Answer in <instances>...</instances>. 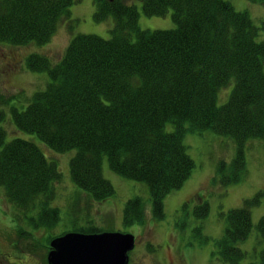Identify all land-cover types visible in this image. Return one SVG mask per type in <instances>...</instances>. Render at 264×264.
<instances>
[{"label":"trees","instance_id":"trees-1","mask_svg":"<svg viewBox=\"0 0 264 264\" xmlns=\"http://www.w3.org/2000/svg\"><path fill=\"white\" fill-rule=\"evenodd\" d=\"M76 1L0 0V44H47L58 25L69 22ZM138 1L147 17H163L171 10L176 28L142 31L129 0H92L93 21L112 20L109 39L77 35L55 65L42 55L26 58V68L45 73L48 83L23 110L11 109V123L40 145L20 138L6 143L0 128V189L20 235L50 232L59 222V211L50 203L61 176L56 161L49 162L40 147L57 154L75 151L71 180L96 203L114 194L102 176L105 157L112 173L148 187L154 217L160 219L165 196L180 189L194 169L183 145L186 132L210 130L234 142L232 168L219 172L229 183L242 176L233 166L244 169V144L264 143V25L254 27L247 13L236 12L224 0ZM231 81L229 99L218 107L217 94ZM252 202L226 215L218 246L223 264L244 258L236 246L252 231ZM207 211L202 203L193 215L201 219ZM122 220L126 226L145 223L140 199L124 205ZM257 231L264 239V217ZM99 232L92 226L72 230ZM47 237L48 245L55 236Z\"/></svg>","mask_w":264,"mask_h":264},{"label":"rangeland","instance_id":"rangeland-1","mask_svg":"<svg viewBox=\"0 0 264 264\" xmlns=\"http://www.w3.org/2000/svg\"><path fill=\"white\" fill-rule=\"evenodd\" d=\"M224 1L229 2L236 12L247 13L254 27L260 29L264 25V0L255 3L248 0ZM129 3L137 9L138 26L142 31H170L176 28L171 10L163 17H147L138 0H129ZM69 12V22L74 23L70 34L69 22L64 21L43 46L11 47L0 44V116H3L0 128L6 133V143L20 138L40 145L36 138L18 133L11 123V109L23 110L31 96L43 91L48 83L45 73H32L26 68V58L32 54L42 55L55 65L70 40L77 35L110 38L112 20L96 24L93 21L92 0L74 2ZM262 36L260 33L259 38ZM233 86L231 81L228 87L218 92V107L226 104ZM18 94L20 96L16 99L2 104ZM165 130L170 132L172 126L167 125ZM183 145L194 169L180 189L165 196L160 219L154 217L148 187L112 173L105 157L101 163L102 176L110 183L114 194L104 202L96 203L71 180L69 162L75 151L57 154L40 147L49 162L56 161L61 176L50 203V207L59 211V222L50 232L39 229L28 231L31 237L24 233L20 235L0 189V264H43L48 252L47 235L56 237L89 226L102 232L134 237L135 247L129 254V264H223L218 246L225 233L226 215L241 208L247 201H253L250 207L252 231L246 240L236 246L244 254L239 264H261L264 239L257 231V224L264 217V143L250 140L244 144V169L243 166L241 169L233 166L234 173L235 170L243 171L236 183H229L228 176L219 173L230 170L237 157V147L230 138L218 136L210 130L186 132ZM135 198L143 204L145 223L126 226L122 211L124 205ZM202 203L208 205V211L200 219L193 212Z\"/></svg>","mask_w":264,"mask_h":264},{"label":"water","instance_id":"water-1","mask_svg":"<svg viewBox=\"0 0 264 264\" xmlns=\"http://www.w3.org/2000/svg\"><path fill=\"white\" fill-rule=\"evenodd\" d=\"M47 264H128L134 237L122 233H68L49 243Z\"/></svg>","mask_w":264,"mask_h":264}]
</instances>
